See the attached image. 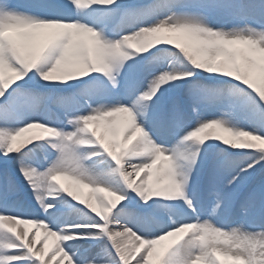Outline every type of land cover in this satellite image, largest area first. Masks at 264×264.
I'll use <instances>...</instances> for the list:
<instances>
[{
	"label": "snow or ice",
	"instance_id": "6c2138e0",
	"mask_svg": "<svg viewBox=\"0 0 264 264\" xmlns=\"http://www.w3.org/2000/svg\"><path fill=\"white\" fill-rule=\"evenodd\" d=\"M57 255L264 264V0H0V264Z\"/></svg>",
	"mask_w": 264,
	"mask_h": 264
},
{
	"label": "bare ground",
	"instance_id": "6f19581e",
	"mask_svg": "<svg viewBox=\"0 0 264 264\" xmlns=\"http://www.w3.org/2000/svg\"><path fill=\"white\" fill-rule=\"evenodd\" d=\"M37 135L41 136L40 133H35L34 136H37ZM31 136H32V133L29 134V133L26 132V133L23 134V136H21V137L18 138V141H19V140H24V139H26V138H28V137H31ZM59 181H60V183H63V184H65V185L69 186V187L71 188L72 191H75V184H72L71 181H69V180H67V179H65V178H63V177L59 178ZM18 228L23 229L24 226H23V225H19ZM43 233H44V229H43ZM173 238H175V237H172V239H173ZM48 239H49V240H48ZM172 239L169 238V239L165 240V241L162 242L161 245L158 246V247H162V246H164L165 244H167V241H170V240H172ZM43 240H44V241H48L49 243H51V244H53V245L55 244V239H54L53 237H47V238L45 239L44 236H43ZM41 244H42V241L40 240V242L37 243V245H38L39 247H41ZM50 264H51V262H50Z\"/></svg>",
	"mask_w": 264,
	"mask_h": 264
}]
</instances>
